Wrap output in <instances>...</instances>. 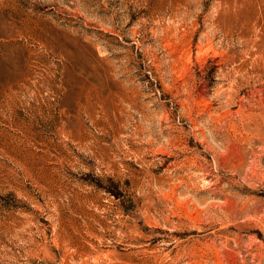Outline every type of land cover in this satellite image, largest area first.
<instances>
[{"label":"rangeland","instance_id":"374dc122","mask_svg":"<svg viewBox=\"0 0 264 264\" xmlns=\"http://www.w3.org/2000/svg\"><path fill=\"white\" fill-rule=\"evenodd\" d=\"M0 264H264V0H0Z\"/></svg>","mask_w":264,"mask_h":264}]
</instances>
